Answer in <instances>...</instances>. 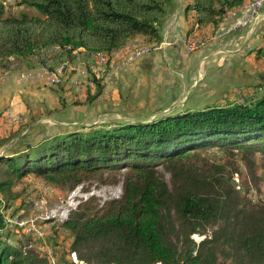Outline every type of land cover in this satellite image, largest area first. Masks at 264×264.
<instances>
[{
	"label": "trees",
	"instance_id": "1",
	"mask_svg": "<svg viewBox=\"0 0 264 264\" xmlns=\"http://www.w3.org/2000/svg\"><path fill=\"white\" fill-rule=\"evenodd\" d=\"M247 1L191 0L185 10L193 13L192 26L210 27L214 33L228 13ZM172 4L173 0H0V67L9 60L27 67L29 57L51 48L61 51L52 59L64 56L71 61L74 51L110 57L133 39L154 47L162 39ZM254 82L244 103L207 106L149 122L20 125L0 139V210L12 202L11 186L27 174L67 192L84 181L115 183L111 174L124 165L119 197L101 204L90 197L60 224L71 237L69 252L77 261L216 264L215 250L222 247L240 257L232 264H264V199L246 198L251 184L240 190L233 179L235 174L241 177L244 168L245 180L256 184L255 164L248 156L253 147L240 156L243 167L235 159L208 161L192 152L256 140L264 148V73ZM96 87L90 100L101 94L99 84ZM235 153L229 152L241 154ZM156 159L169 160L163 168L167 180L153 167ZM261 171L264 175V162ZM8 235L0 212V264H33L26 256L30 252L6 244ZM196 235L202 237L198 242L191 238ZM38 258L47 261L43 253Z\"/></svg>",
	"mask_w": 264,
	"mask_h": 264
},
{
	"label": "rangeland",
	"instance_id": "2",
	"mask_svg": "<svg viewBox=\"0 0 264 264\" xmlns=\"http://www.w3.org/2000/svg\"><path fill=\"white\" fill-rule=\"evenodd\" d=\"M176 2L177 0H173L172 11L176 6ZM26 11L31 15H36V13L31 10ZM169 14L168 12L164 21ZM163 26L164 22L162 28ZM219 26H222V24ZM194 35H196L194 43L197 41L194 46L199 47L192 52L201 49L204 46L203 44H205V40L201 35L198 36L196 33H194ZM186 37L187 36H178V41H184ZM136 45L142 46V49L153 48L144 44L140 39L130 40L124 47L114 52L116 55L109 58L108 61L110 65L107 66V68L100 67L101 71L97 73L95 72L96 61L88 60L87 58L94 57L97 59H104L107 57L92 54L83 56L78 53L79 51L72 52L74 56L70 63H76L78 72L74 71L70 76H67L69 73H66V71L61 72L60 75H56L55 77L50 75L52 67L58 65L56 63L50 65V62H58L59 64L64 61L66 62L64 56L52 59L53 53H61V51L56 48H51L39 55L29 57L27 60V67L23 63H18L14 60L7 61L4 67H0V92L4 83L7 84L13 81L23 87L20 86L16 89V86H14V88L12 86L8 91L3 89L6 93L10 92L12 94L7 96L6 100L3 102L4 105H1L0 108V122H3L1 123L3 124L2 127H4V129L1 127L2 132H4L1 134V136H3L2 138L8 137L10 133L16 131L17 127L20 125L30 122L46 126H52L58 122L61 126H66L69 123L75 125L80 121L81 123H78L79 125L90 126L108 125L112 121L146 120L147 118L143 117L145 114L144 108H131L130 86L128 87L126 84L121 83V90L119 91L116 82L119 72H125L128 68H131V65H134L136 61L149 54L146 53L126 65H121L120 62L122 58L126 56V54L123 56L124 52H129V49ZM192 52L185 53L189 54ZM44 53L47 55L40 58L39 56H42ZM40 65L47 66L46 69H48V73L43 75L39 80H24L21 77L22 74L36 72ZM261 68H264V66H261ZM245 78H247L245 79L246 82L239 84L230 77L229 86L225 83L223 86L222 83L218 81L219 84L216 85V91L222 89L226 90L225 96L227 98L224 103H232L238 100L244 103L245 99L248 98L246 94L253 93L252 87L257 84V82L254 83L250 77L245 76ZM123 83H125V81ZM96 84H99L101 87V94L99 97L90 100V97H92L97 90ZM200 84L202 85L205 83L200 80L196 82V85ZM6 87L8 88L9 85ZM115 95L118 96L120 101L116 100L117 98H112ZM215 101L216 102L210 105H218L223 102L222 99ZM1 102L0 98V104ZM193 109L196 110V108L190 106L187 101L183 111ZM73 110L76 112H73ZM57 113L60 114L56 115ZM245 144L246 145H240V147H233L228 144L207 147L202 146L192 152L199 154L201 158L207 159L208 161L219 162L222 160L235 159L237 161V166L243 167V162L239 161L240 156L245 154L244 152L248 151L250 146L253 147V150L249 151L250 155L248 156H251L250 159H253L255 164L253 169L258 176V178L254 180L256 184L250 180H245V174L248 171L246 169V172H244V168L241 170V177L235 174L233 175V179L234 182H236L237 188L240 190L251 184L250 187H248L249 192L246 198L263 200L264 175L261 171V164L264 162V148L260 145L261 140L251 141ZM230 151L236 152L235 154H241L231 155L229 154ZM171 160H173V158ZM168 161L169 160L166 159H156L153 164V167L163 174L165 180L168 179V175L164 172L163 168ZM123 166H119V173L115 172L111 174L112 176H116L115 179H117V182L115 183L100 184L97 181H84L67 192L65 191L66 189H57L52 186L44 185L43 181L33 174L25 175L19 182H16L14 186H11L10 191L13 195L11 204L6 209L0 210L3 219V228L9 234L8 238H4L6 244L22 253L30 252L26 256H28V259L33 260V264H50L47 255V261L44 259L40 261L37 260L39 259L38 257L42 256V252L44 251L51 255L50 259L53 260L54 264H62L66 261L71 262L69 252L71 237L65 230L60 228V224L68 218L69 214L75 210L80 202L90 197H93L99 204L119 197L121 193V176L123 174L122 172H125ZM106 174L108 173L105 172L104 176H106ZM35 231L41 235H37ZM191 238L195 242H198L202 237L196 235ZM43 242L45 245H42ZM42 246L47 247L49 253L47 250L42 249ZM35 250L39 254L41 253V256H38ZM81 252L85 255L86 250ZM7 254L9 258H14L15 254L13 255L12 251L7 252ZM43 255L45 254L43 253ZM71 255L76 258L74 253H71ZM215 255L216 264H232L240 261V257L236 259V257L230 256V253L228 251L226 252L222 247L216 248ZM87 256L91 257L90 254H87ZM7 261H9V259H7Z\"/></svg>",
	"mask_w": 264,
	"mask_h": 264
},
{
	"label": "crops",
	"instance_id": "3",
	"mask_svg": "<svg viewBox=\"0 0 264 264\" xmlns=\"http://www.w3.org/2000/svg\"><path fill=\"white\" fill-rule=\"evenodd\" d=\"M190 3L191 0H177L173 11L172 4L170 14L164 21L161 36L162 39L176 35L187 36L186 34L192 31L205 40L201 49L189 54L180 47L157 49L136 61L125 72L118 73L119 76L116 78L118 90H121V83L130 86L131 108L145 109L143 117L147 119L139 121L149 122L168 114L182 113L187 101L196 109L213 106L210 104L221 99L223 102L220 105H222L227 98L226 90L216 91L218 81L222 85L225 83L229 86V80L232 77L241 84L246 82L245 76H247L254 82L258 74L264 73V68H261L264 66V24L261 21L264 20V6L259 18L247 27L231 29L226 34L215 37L210 27L192 26L193 13L185 10ZM242 8L243 6L230 13H238ZM227 20L228 15L220 24L223 26ZM223 36L226 37L220 41ZM199 80L205 84L196 85ZM7 85H9L8 88ZM12 86L18 89L21 85L14 81L3 84L0 92L2 101L0 108L4 105L3 102L7 96L12 94L6 93L3 89L8 91ZM112 98L119 100L117 95ZM73 112L76 111L73 110ZM1 122L0 139L3 137L1 134L4 133L1 129L3 122ZM78 123L81 122L78 121Z\"/></svg>",
	"mask_w": 264,
	"mask_h": 264
},
{
	"label": "built area",
	"instance_id": "4",
	"mask_svg": "<svg viewBox=\"0 0 264 264\" xmlns=\"http://www.w3.org/2000/svg\"><path fill=\"white\" fill-rule=\"evenodd\" d=\"M263 5H264V0H248L243 5V8L238 13H228V20L226 21V23L223 26L217 28L215 32L213 33V35L215 37H220L223 34H226L231 29L233 30V29L247 27L249 24H251V22L259 18ZM261 21H262V24H264V20H261ZM195 36L196 35H194V33L187 35L185 41H178L177 35L172 36L170 38L165 37L161 39L160 42L151 49H141L139 45L134 46L133 48L129 49V52H126V53L124 52L123 56L125 54L126 56L122 58L120 64L126 65L127 63L140 58L146 53H150L152 51H155L157 49L159 50L165 47H180L185 52H192L199 47V46H193V39H195ZM113 55H116V54L114 53L110 57H107L108 60ZM107 58L96 59L93 57V58H87V59L96 61L95 72L97 73L98 71H101L100 67L107 68V66L110 65ZM65 60L66 62L64 61V62H61L60 64L58 62H54V63L50 62V65L55 64V63L58 64L52 67V71L50 74L52 77H55L56 75H60L61 72H65V71L66 73H69L67 74V76H70V74L74 73V71L78 72L77 65L75 62L70 63V61H68L67 59ZM46 67L47 66L40 65L36 72H28V73L22 74L21 77L24 80H35V81L39 80L41 77H43V75H46L48 73V69H46ZM35 233L39 235L37 231H35ZM42 245H45L44 242L42 243ZM41 248L48 251L47 247L42 246ZM42 253H44L45 256L46 255L48 256L50 260V264H54L53 260L50 259L51 258L50 254H47L45 251ZM70 257H71L70 258L71 262L73 264H82L81 262H77L76 258L72 257L71 254H70Z\"/></svg>",
	"mask_w": 264,
	"mask_h": 264
},
{
	"label": "bare ground",
	"instance_id": "5",
	"mask_svg": "<svg viewBox=\"0 0 264 264\" xmlns=\"http://www.w3.org/2000/svg\"><path fill=\"white\" fill-rule=\"evenodd\" d=\"M195 39H196V36H195ZM194 39H193V46H194ZM139 45H141V44H139ZM137 46V45H136ZM133 48V47H132ZM140 48L142 49V46H140ZM97 59V58H96Z\"/></svg>",
	"mask_w": 264,
	"mask_h": 264
}]
</instances>
